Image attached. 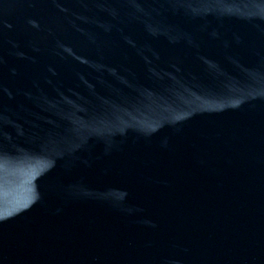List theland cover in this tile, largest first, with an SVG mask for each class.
I'll list each match as a JSON object with an SVG mask.
<instances>
[{
  "label": "water",
  "instance_id": "95a60500",
  "mask_svg": "<svg viewBox=\"0 0 264 264\" xmlns=\"http://www.w3.org/2000/svg\"><path fill=\"white\" fill-rule=\"evenodd\" d=\"M0 264H264V0H0Z\"/></svg>",
  "mask_w": 264,
  "mask_h": 264
}]
</instances>
